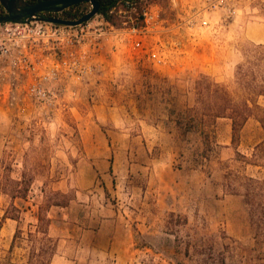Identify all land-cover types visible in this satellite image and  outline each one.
Masks as SVG:
<instances>
[{"label":"rangeland","instance_id":"rangeland-1","mask_svg":"<svg viewBox=\"0 0 264 264\" xmlns=\"http://www.w3.org/2000/svg\"><path fill=\"white\" fill-rule=\"evenodd\" d=\"M150 2L171 23L186 18L188 0ZM239 9L216 31L178 34L174 64L153 65L137 50L112 52L106 44L91 75L53 104L33 99L32 78L0 63V165L14 178H33L27 199L0 194V246L9 248L18 225L2 220L7 207L21 209L27 230L45 188L72 197L48 211L58 243L51 264H179L186 257L177 236L197 233L224 251L228 264H264L254 214L242 195L223 187L228 166L261 171L235 161L234 147L220 143L229 136L228 120L203 118V103L194 110L201 76L234 86L244 49L264 42V0H242ZM263 137L251 118L238 148L250 155ZM24 252L18 248L15 260L23 263Z\"/></svg>","mask_w":264,"mask_h":264},{"label":"built area","instance_id":"built-area-1","mask_svg":"<svg viewBox=\"0 0 264 264\" xmlns=\"http://www.w3.org/2000/svg\"><path fill=\"white\" fill-rule=\"evenodd\" d=\"M242 0H188L186 18L171 23L150 0H124L114 9L120 17L113 24L102 15L76 26L46 21L0 23V63L13 74L29 76L27 93L53 104L68 86L86 80L97 68L106 44L112 52L137 50L153 65L174 64L181 32L203 27L217 30L235 18ZM214 13L219 19L214 20ZM99 18V19H97ZM47 49L38 53L37 50Z\"/></svg>","mask_w":264,"mask_h":264},{"label":"trees","instance_id":"trees-1","mask_svg":"<svg viewBox=\"0 0 264 264\" xmlns=\"http://www.w3.org/2000/svg\"><path fill=\"white\" fill-rule=\"evenodd\" d=\"M98 1L100 2L98 14L113 24H119L120 17L114 9L124 0ZM84 3L86 2L75 4L59 13L49 14L76 19L88 11L81 10ZM4 13L5 9L0 3V14ZM243 54L244 60L236 66L232 84L234 86L212 81L206 76H201L197 80L198 101L194 110H201L199 105L203 103L205 108L199 112L203 118L208 117L214 121L220 117L229 118L232 122L234 160L258 167L261 171V175H252L237 167L228 166L225 168L223 182L225 192L242 195L254 214L255 240L258 245L264 240V137L255 144L250 155L240 151L237 142L243 127L251 118H255L264 128V104L261 101L264 97V42L249 44ZM193 127L189 124L188 130H192ZM206 134L203 130V135ZM7 172L0 165V194L4 193L12 200L27 199L33 178L26 172L20 178H14ZM43 193V200L33 213L35 222L30 223L27 230L21 226V209L14 202L5 210L2 220L12 218L18 221V225L9 248L0 246V264H51L58 243L50 233L51 218L48 211L52 206L68 205L72 197L60 190L48 192L43 188ZM171 215L178 216L175 212ZM176 240L185 245L186 260L179 264H228L226 253L217 250L211 239H206L199 233L190 234L185 240L177 236ZM224 247L230 249L228 244H224ZM18 248L25 249L21 256L25 258L23 263L14 258Z\"/></svg>","mask_w":264,"mask_h":264},{"label":"water","instance_id":"water-1","mask_svg":"<svg viewBox=\"0 0 264 264\" xmlns=\"http://www.w3.org/2000/svg\"><path fill=\"white\" fill-rule=\"evenodd\" d=\"M82 2L91 3V8L81 17L67 19L49 13H59L63 10ZM5 9L4 14H0V23H30L39 20L61 25L76 26L83 24L94 18L100 9L98 0H0Z\"/></svg>","mask_w":264,"mask_h":264},{"label":"crops","instance_id":"crops-1","mask_svg":"<svg viewBox=\"0 0 264 264\" xmlns=\"http://www.w3.org/2000/svg\"><path fill=\"white\" fill-rule=\"evenodd\" d=\"M218 119H225L228 120V131H229V136H227V140L220 142L224 148H231L232 147V122L229 118L226 117H220ZM248 123V122H247ZM247 123L245 124V126L243 127L242 131L244 130V128L246 127Z\"/></svg>","mask_w":264,"mask_h":264}]
</instances>
